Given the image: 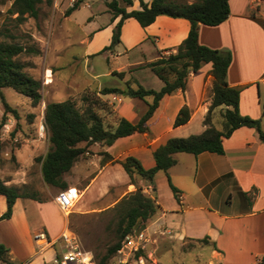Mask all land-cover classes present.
<instances>
[{"label":"crops","instance_id":"obj_1","mask_svg":"<svg viewBox=\"0 0 264 264\" xmlns=\"http://www.w3.org/2000/svg\"><path fill=\"white\" fill-rule=\"evenodd\" d=\"M13 1L0 0V25L8 18L15 19L17 14L8 12ZM109 1L105 0L103 11L108 15V22L91 28L94 36L103 34L102 38L106 39L104 44L110 42V34L120 18L119 15L112 17L107 6ZM142 1L149 5L152 0ZM177 1L191 3L195 0ZM74 3H77V8L66 15L65 11ZM228 4L229 14L221 23L214 26L199 24L198 41L208 47L230 52L226 81L230 86L240 88L239 112L259 118L264 109V0H229ZM118 5L127 11L141 8L140 0H131L130 5L118 0ZM81 6L93 8L89 0H75L73 3L71 0H53L50 6L40 5L37 19L49 16L52 21L54 18L57 22L62 19L72 21ZM94 21L93 13L86 23ZM133 21L136 23H131ZM125 24H130L133 30L131 43L125 42L126 51L144 53L147 48L153 52L152 57L149 60L136 57L129 62L127 70H121L125 72L123 78L111 71L120 79L121 82L115 81L118 84L104 85L98 82L89 89L99 90L104 86L124 88L129 79L133 87L140 84L145 88L160 89L163 81L146 64L156 60L160 53L175 52L190 27L185 18L163 14L156 16L145 27L132 17L126 18L121 25L122 33ZM36 38L43 43L41 35L38 34ZM81 41L91 44V40L86 38ZM89 52L87 49L86 59ZM146 69H150L153 75H136L137 71ZM210 69L211 63H205L197 73L189 76L185 90L177 89L165 94L146 122L147 131L119 137L106 147L98 143L89 145L63 177L68 186L76 187L79 191L80 199L71 209L73 214L110 208L123 195L135 189V184L118 160L131 155L143 167L150 168L155 165L154 149L168 138L185 137L204 130L203 119L212 95ZM101 97L112 109L111 113L105 115V122L112 126L116 125L118 117L132 123L138 122L152 101V96L141 99L117 93L103 94ZM60 100L64 99L55 101ZM183 105L190 108V119L174 126V119ZM226 107L219 105L212 111V124L218 130L223 128L221 111ZM222 144L224 151L221 154L209 151L196 155L189 152L174 154L176 163L168 168L167 174L177 189V197L163 171L157 172L152 183L135 177L137 184L142 189L147 188L146 194L158 205L156 213L143 228L155 240L164 238L174 243L208 235L215 245H210L209 259L215 264H259L264 255V142L253 127L240 126L224 138ZM102 149L114 161L101 165L99 151ZM0 178L7 185L26 187L25 170L21 178L5 176L0 169ZM58 192L44 200L17 197L10 217L0 219V244L6 248L5 257L10 264H59L62 242L57 241L38 253L33 238L40 229L45 230L49 237L56 238L69 228L68 217L55 201ZM5 210L6 198L0 194V215ZM0 264L8 263L0 260Z\"/></svg>","mask_w":264,"mask_h":264},{"label":"trees","instance_id":"obj_2","mask_svg":"<svg viewBox=\"0 0 264 264\" xmlns=\"http://www.w3.org/2000/svg\"><path fill=\"white\" fill-rule=\"evenodd\" d=\"M126 5L131 0H122ZM229 0H195L187 3L177 0H152L149 5L140 0V9L127 11L125 7L118 5V0L107 2L112 17L120 16L112 30L110 44L103 50L113 48L120 40L121 25L126 18H134L141 26L152 23L156 16L167 15L175 18H185L190 27L187 36L177 45L176 51L169 54L160 53V56L146 64L163 81V86L158 89L145 88L138 84L131 85V80L125 82L124 88L104 86L98 89H86L79 102L73 96L60 101L46 102L44 107V120L48 132L49 146L43 156L36 159L40 161V171L43 181L63 190L68 187L63 175L69 172L74 162L93 143L101 147L110 146L122 136L133 132H145L149 117L158 106L159 100L165 95L177 89L185 90L189 76L197 73L202 65L211 63L209 73L212 76L211 103L204 116V130L198 134H190L185 137H170L165 143L157 146L153 151L155 165L145 168L134 156H126L118 162L135 184V189L123 195L111 209H116L118 219L114 229L115 240L106 248L105 253L96 261V264H106L110 257L114 256L121 246L125 235L134 228L145 227L148 220L156 213L158 205L155 200L145 194L142 187L137 184L139 177L152 183L158 171L166 173L168 184L177 197V189L172 185L167 170L176 163V152H189L198 154L204 151L223 153V139L240 126L253 127L264 142V109L259 118L242 115L238 109L240 88L230 86L226 81V72L231 60L230 52L219 50L200 44L198 41L199 24L209 26L218 25L229 14ZM53 0H14L8 9L10 14L16 13V21L22 22L27 17L37 18L40 5L50 6ZM77 8L74 3L65 11L69 14ZM24 47L18 43L0 41V88L11 87L16 92L25 95L31 100L33 106L41 103L42 80L34 78L24 70L25 64L18 59V55ZM113 74L123 78L124 71H112ZM108 93L123 94L130 97L144 99L152 96L148 108L138 122L132 123L124 117H118L115 126L105 122V115L112 112L108 103L101 95ZM5 112L17 117V111L11 107L1 95ZM219 105L227 106L221 111L223 128L218 130L212 124V111ZM191 116V110L183 105L173 122L174 126L186 123ZM0 140V149H1ZM100 164L103 165L112 160V156L105 150H100ZM0 194L6 198V210L0 215V219L9 218L12 206L17 197H30L41 200L34 193L23 190L21 187L7 185L0 178ZM110 208H107L110 209ZM197 242H210L209 236L195 239ZM6 248L0 244V260L10 264L5 257ZM264 263V255L259 264ZM221 264V263H216Z\"/></svg>","mask_w":264,"mask_h":264},{"label":"rangeland","instance_id":"obj_3","mask_svg":"<svg viewBox=\"0 0 264 264\" xmlns=\"http://www.w3.org/2000/svg\"><path fill=\"white\" fill-rule=\"evenodd\" d=\"M89 1L93 8L81 6L75 12L72 21L62 19L61 22H57L55 18L52 21L49 16L43 19L34 18L35 20L26 18L22 22L8 18L0 25V41L22 45L24 50L18 55V59L25 64L26 73L41 79L43 84L41 103L36 106L32 105L28 97L13 88H0V128L3 123L10 127L1 140L0 169L5 176L21 178L24 177L25 170L26 187L22 189L34 193L42 200L48 199L51 194L60 190L43 181L40 161L36 159L43 156L49 146L48 132L40 134L39 131L41 114L44 113L46 102L69 96H73L79 102L84 91L94 88L98 82L104 85L118 84L115 81L121 82L118 77L111 74V71H126L129 62L136 57L149 60L153 53L147 48L144 53L126 51L125 42L131 43L133 38L130 24H125L123 33L121 29L120 40L113 48L103 50L110 42L104 44L106 39L102 38L103 34L96 37L91 28L108 22V15L103 12L105 0ZM93 13L95 21L91 24L86 23L87 18ZM38 34L43 37V43L36 38ZM111 37L112 33L110 41ZM82 38L91 40V44L82 42ZM87 49L90 52L86 59ZM45 74L46 84L43 81ZM96 74L98 76L94 78ZM145 74L153 75L150 69L136 72L138 77ZM1 95L16 109L17 117L4 111ZM219 127L221 128V125ZM67 217L69 228L77 234L82 248L91 251L97 261L115 240L117 210L110 208L87 214L70 212ZM209 250V244L196 240L174 243L164 238L155 240L154 237H150L143 249L129 254V263L135 264L134 258L141 254L145 264H215L209 259ZM106 264H121L118 262L117 252Z\"/></svg>","mask_w":264,"mask_h":264},{"label":"built area","instance_id":"obj_4","mask_svg":"<svg viewBox=\"0 0 264 264\" xmlns=\"http://www.w3.org/2000/svg\"><path fill=\"white\" fill-rule=\"evenodd\" d=\"M72 3L75 0H71ZM47 74L43 77L44 84L47 83ZM9 125L3 123L0 128V140L3 138V134L9 131ZM40 134L47 131L44 113L41 114V120L39 125ZM143 192L147 193L148 189L143 188ZM79 197V191L76 187L68 186L67 188L60 190L55 196V201L58 204L61 212L67 216ZM34 243L35 248L38 253L44 251L46 248L52 246L55 242L61 241L63 244V249L58 256L59 264H96L93 254L91 251L82 248L80 245L77 234L69 228H66L61 234L56 238H51L48 236L45 230L40 229L34 233ZM150 236L146 229L134 228L123 238L120 248L117 250L118 262L121 264L129 263V254L132 251H139L143 249L147 242H149ZM135 264H145V259L143 255L138 254L134 258Z\"/></svg>","mask_w":264,"mask_h":264}]
</instances>
